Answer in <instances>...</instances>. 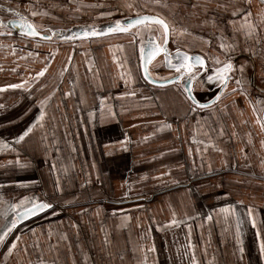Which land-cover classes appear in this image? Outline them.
I'll use <instances>...</instances> for the list:
<instances>
[{
	"label": "crops",
	"instance_id": "crops-1",
	"mask_svg": "<svg viewBox=\"0 0 264 264\" xmlns=\"http://www.w3.org/2000/svg\"><path fill=\"white\" fill-rule=\"evenodd\" d=\"M137 15L167 22L172 55L205 58L190 89L209 107L189 73L145 80L158 25L51 40L0 27V235L22 198L53 205L0 242V264H264V0H0V20L46 33ZM215 58L233 64L226 89ZM150 73L180 74L164 55Z\"/></svg>",
	"mask_w": 264,
	"mask_h": 264
},
{
	"label": "snow or ice",
	"instance_id": "snow-or-ice-1",
	"mask_svg": "<svg viewBox=\"0 0 264 264\" xmlns=\"http://www.w3.org/2000/svg\"><path fill=\"white\" fill-rule=\"evenodd\" d=\"M129 7H131V5H129ZM7 12L11 13L13 11H15L10 5L7 7L6 9ZM16 14L19 16L20 13L17 11ZM33 16L37 15V13L35 11H33L31 13ZM236 13L233 12V15H235ZM251 14L248 13V16H250ZM10 23H13L15 25V22L10 21ZM158 25L160 26V28H162V41L161 43H156L155 40H152L149 42L148 47L145 46H141L140 48V52H141V57L142 59L145 61L144 64V78L145 80H148L150 83H157V81L153 80L151 78V73L149 72V68L148 65L152 63V61L155 59L156 56H158L160 53H164L166 60H167V64L170 68H174L175 71L177 73H181L186 72L189 73L190 75H188V79L190 81L195 79V74L192 72L193 68L196 65H199L200 68L205 67V58L201 57V56H197L195 58V60L193 61V58L188 55L187 53H181L179 49H177L176 52V61L177 63H173V60L171 58H169V53L166 47H164L163 45H165L167 43V38H168V34H169V25L167 24V22L160 17H155V16H148V15H144V16H140L137 15V17L135 19L130 20L127 23H122L121 21L117 20L114 25L109 26L106 30H97L95 28H91L89 30H84L81 33H79L78 35L83 37V38H88V37H97V36H101V35H105V34H109V33H126L128 32L130 29L137 27V26H145L148 27L149 30H151L150 25ZM3 26V21H0V27ZM21 29V34L22 35H28V36H35L38 35L37 31H36V27L32 24L27 22L26 20H24V18H21V22L16 25ZM241 28L244 29H248V33L249 35H251V30L253 28V25L247 20V17L245 18V24L241 25ZM4 33H0V35H2ZM8 35H11V32L7 33ZM45 39H49L50 37H44ZM69 38H75V37H69ZM226 47L225 44H221V48ZM214 63L219 65V67H217L215 69V77L216 80L220 83V85L223 88H227L228 86V81L231 79L230 73L232 71H234V67L233 64L231 63L230 60H228L227 62H222L221 60H219L218 58L214 59ZM44 75V71H41L40 73L37 74V76H43ZM180 78H183L182 76ZM213 77L209 76L208 80L212 81ZM237 84L240 83L239 80L236 81ZM22 84H12V85H8V87L10 88H19L22 87ZM185 87V91L188 92L189 95V99L192 101V103L194 105H196V107L198 108H205V107H209L210 105L207 104H201L199 101H197L195 99V97L192 95L191 93V89L184 86ZM3 90V89H0ZM233 91H235V89H233ZM220 99L219 96L216 97V100L218 101ZM193 111H195V108L192 109ZM41 116H43V113H41ZM168 127H170V125H168ZM32 131V128L29 127L27 130H25L23 132V134H21L17 140V143L20 141H23L24 138L26 136L29 135V133ZM4 147H7L8 145L4 144ZM0 200H3V197L0 196ZM30 204V207H27L26 205ZM53 205L51 203L48 202H41L36 198H29V197H24L22 198L17 204H13L12 208L15 210L17 208L22 209L21 211H18L16 213L15 218L11 221V226L7 228L6 231H4V233L2 235H0V242H2L7 236L8 234L16 227V225L23 219L25 218H29L32 215H36L41 211H45L48 210L50 208H52ZM222 211L227 212L228 209H223ZM249 216L251 217L252 212L251 209H249L248 212ZM209 219H211V217H209ZM172 223H175V221H172ZM253 226H255V222L253 221ZM16 245L13 244L12 247L14 248ZM261 252L264 253V244H261Z\"/></svg>",
	"mask_w": 264,
	"mask_h": 264
},
{
	"label": "water",
	"instance_id": "water-1",
	"mask_svg": "<svg viewBox=\"0 0 264 264\" xmlns=\"http://www.w3.org/2000/svg\"><path fill=\"white\" fill-rule=\"evenodd\" d=\"M144 16V15H143ZM148 16H154V15H148ZM155 17H158V16H155ZM136 17H133V18H128V19H125V20H123V21H121L122 23H127V22H129L130 20H132V19H135ZM24 20H26V19H24ZM10 21H13V22H15V25L13 24V23H10ZM27 21V20H26ZM21 22V19H11V20H9V21H7L5 24H6V26L13 32V33H15V34H17V35H22L21 34V29L18 27V26H16V25H18L19 23ZM28 22V21H27ZM112 25H114V23H112V24H108V25H105V26H102V27H100V28H98L97 30H106L109 26H112ZM139 27H144L143 25H141V26H137V27H134V28H132V29H135V28H139ZM160 27V26H159ZM132 29H130V30H132ZM162 29V28H161ZM84 30H89V28H79V29H70V30H68V31H65L64 33H59V32H55V31H49V33H46V32H44V31H41V30H39V29H37L36 28V31H37V33H38V35H35V36H28V35H23V36H28V37H31V38H38V39H43V40H51L52 38H54V37H58V39H72V38H69V37H75V38H81V36H79L78 34L79 33H81L82 31H84ZM129 30V31H130ZM106 35V34H105ZM50 37L49 39H45L44 37ZM102 36V35H101ZM154 40V39H153ZM152 41V40H151ZM162 41V40H161ZM161 41L159 42V43H161ZM169 41H170V29H169V34H168V38H167V43L165 44V45H163L164 47H166L167 48V50H168V53H169V58H171L172 60H175V57H176V53L174 54V55H172L171 53H170V50H169ZM156 43H158V42H156ZM148 45L149 44H147V46L146 47H148ZM160 55H164V53H160L158 56H156L155 57V59L157 58V57H159ZM164 57H165V55H164ZM192 58H193V61L195 60V58L196 57H194V56H191ZM154 59V60H155ZM153 60V61H154ZM152 61V62H153ZM144 64H145V61L142 59V69H144ZM150 65L151 64H149L148 65V68H149V72H150ZM195 67H199V65H196ZM185 74H187L186 72H182V73H180L178 76H176V77H174V78H172V79H169V80H167V81H158V80H155V79H153L152 78V76H151V78L153 79V80H155V81H157V83H155V84H153V83H151V84H153V85H158V86H165V85H169V84H173V83H176V82H178V81H180L182 78H180L181 76L182 77H185ZM143 75H145L144 74V70H143ZM148 81V80H147ZM149 82V81H148ZM150 83V82H149ZM191 84H192V81H190V80H188L187 82H186V87H188V88H190L191 87Z\"/></svg>",
	"mask_w": 264,
	"mask_h": 264
},
{
	"label": "flooded vegetation",
	"instance_id": "flooded-vegetation-1",
	"mask_svg": "<svg viewBox=\"0 0 264 264\" xmlns=\"http://www.w3.org/2000/svg\"><path fill=\"white\" fill-rule=\"evenodd\" d=\"M11 19H13L12 17H10L9 16V19L8 18H6V20L3 18V19H1L0 21H3V28L6 30V31H9V32H11V30L6 26V22H7V20H11ZM47 33H49V31L47 32ZM15 34V33H14Z\"/></svg>",
	"mask_w": 264,
	"mask_h": 264
},
{
	"label": "rangeland",
	"instance_id": "rangeland-1",
	"mask_svg": "<svg viewBox=\"0 0 264 264\" xmlns=\"http://www.w3.org/2000/svg\"><path fill=\"white\" fill-rule=\"evenodd\" d=\"M38 29V28H37Z\"/></svg>",
	"mask_w": 264,
	"mask_h": 264
}]
</instances>
